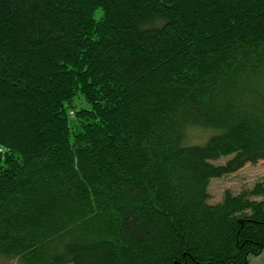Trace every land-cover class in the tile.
Segmentation results:
<instances>
[{
	"label": "trees",
	"instance_id": "1",
	"mask_svg": "<svg viewBox=\"0 0 264 264\" xmlns=\"http://www.w3.org/2000/svg\"><path fill=\"white\" fill-rule=\"evenodd\" d=\"M261 160L264 0H0L1 257L250 264Z\"/></svg>",
	"mask_w": 264,
	"mask_h": 264
},
{
	"label": "rangeland",
	"instance_id": "2",
	"mask_svg": "<svg viewBox=\"0 0 264 264\" xmlns=\"http://www.w3.org/2000/svg\"><path fill=\"white\" fill-rule=\"evenodd\" d=\"M201 139V134L193 132L188 140L190 143H199L202 141ZM228 158L229 157H223L212 163L215 165L223 164ZM256 183L264 184V160L256 164H246L240 170L232 174L210 179L208 185V202L214 204L221 201L223 193L226 190L233 194L251 190ZM0 264H17V261L16 259H8L0 256ZM250 264H264V251L258 256L251 257Z\"/></svg>",
	"mask_w": 264,
	"mask_h": 264
}]
</instances>
